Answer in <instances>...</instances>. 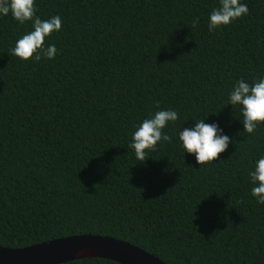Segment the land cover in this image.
I'll use <instances>...</instances> for the list:
<instances>
[{
    "label": "trees",
    "instance_id": "obj_1",
    "mask_svg": "<svg viewBox=\"0 0 264 264\" xmlns=\"http://www.w3.org/2000/svg\"><path fill=\"white\" fill-rule=\"evenodd\" d=\"M209 31L218 0H36L58 15L54 59L10 53L31 30L0 17V247L71 236L125 241L165 264H264V205L248 173L264 155V127L242 132L228 93L264 75V0ZM179 114L138 161L134 127ZM206 119L232 138L197 165L179 130ZM65 264H117L83 259Z\"/></svg>",
    "mask_w": 264,
    "mask_h": 264
},
{
    "label": "clouds",
    "instance_id": "obj_2",
    "mask_svg": "<svg viewBox=\"0 0 264 264\" xmlns=\"http://www.w3.org/2000/svg\"><path fill=\"white\" fill-rule=\"evenodd\" d=\"M36 0H0V17L11 15L18 24L31 22V30L19 37L10 49L11 55L21 61L52 60L57 55L54 43L45 44L46 38L62 29V18L58 15L42 20L36 15ZM248 5L242 0H218L208 16L209 31L218 30L232 21L247 15ZM228 105L238 107L242 119V132L253 134L258 127H264V75L249 83L237 80L228 93ZM179 114L173 109H160L150 113L134 127L129 147L138 161H146L148 151H155L160 142H171L172 137L163 129L178 120ZM207 118L198 120L191 127H183L178 132L177 143L184 152L193 157L197 165L217 160L229 145L230 136L223 134L217 123H206ZM251 195L258 204L264 205V155H261L248 173Z\"/></svg>",
    "mask_w": 264,
    "mask_h": 264
},
{
    "label": "water",
    "instance_id": "obj_3",
    "mask_svg": "<svg viewBox=\"0 0 264 264\" xmlns=\"http://www.w3.org/2000/svg\"><path fill=\"white\" fill-rule=\"evenodd\" d=\"M83 259L117 264H165L125 241L94 235L71 236L22 249L0 247V264H65Z\"/></svg>",
    "mask_w": 264,
    "mask_h": 264
}]
</instances>
